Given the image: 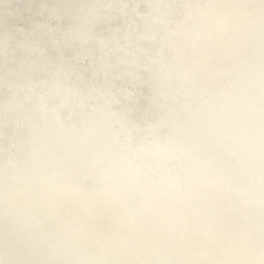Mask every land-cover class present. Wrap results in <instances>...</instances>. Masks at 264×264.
Returning a JSON list of instances; mask_svg holds the SVG:
<instances>
[{"label": "bare ground", "instance_id": "bare-ground-1", "mask_svg": "<svg viewBox=\"0 0 264 264\" xmlns=\"http://www.w3.org/2000/svg\"><path fill=\"white\" fill-rule=\"evenodd\" d=\"M0 264H264V0H0Z\"/></svg>", "mask_w": 264, "mask_h": 264}]
</instances>
